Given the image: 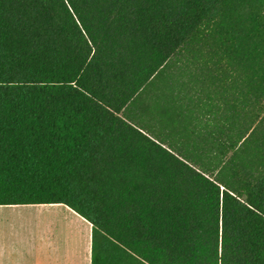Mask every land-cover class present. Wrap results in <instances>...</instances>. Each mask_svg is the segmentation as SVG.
Listing matches in <instances>:
<instances>
[{"label": "trees", "instance_id": "1", "mask_svg": "<svg viewBox=\"0 0 264 264\" xmlns=\"http://www.w3.org/2000/svg\"><path fill=\"white\" fill-rule=\"evenodd\" d=\"M57 203L91 264H264V0H0V205Z\"/></svg>", "mask_w": 264, "mask_h": 264}, {"label": "crops", "instance_id": "2", "mask_svg": "<svg viewBox=\"0 0 264 264\" xmlns=\"http://www.w3.org/2000/svg\"><path fill=\"white\" fill-rule=\"evenodd\" d=\"M72 212L80 218L79 222L87 224L88 239L85 238L87 240L82 250H89V256L79 254L82 250L75 249L76 247L69 243V237L52 234L54 219L47 217L40 223L34 222L31 228L34 234L31 237H0V264H91V224L75 211ZM43 227L44 235L40 236L39 228Z\"/></svg>", "mask_w": 264, "mask_h": 264}, {"label": "rangeland", "instance_id": "3", "mask_svg": "<svg viewBox=\"0 0 264 264\" xmlns=\"http://www.w3.org/2000/svg\"><path fill=\"white\" fill-rule=\"evenodd\" d=\"M0 207H2L0 208V237H31L34 234L31 229L34 222L39 221L40 223L41 220L50 217L54 219L51 233L69 237L68 241L76 247L75 249L82 250L84 242L88 239L87 224L79 222L80 218L63 204H24ZM44 231V227L39 228V235H44ZM79 254L89 256V250L88 252L82 250Z\"/></svg>", "mask_w": 264, "mask_h": 264}]
</instances>
